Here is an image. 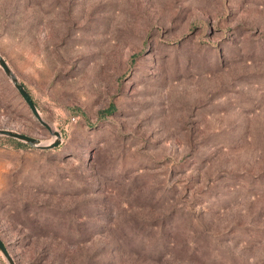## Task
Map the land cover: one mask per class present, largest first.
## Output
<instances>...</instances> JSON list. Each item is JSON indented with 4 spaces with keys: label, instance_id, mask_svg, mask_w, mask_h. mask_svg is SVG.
Returning <instances> with one entry per match:
<instances>
[{
    "label": "rangeland",
    "instance_id": "obj_1",
    "mask_svg": "<svg viewBox=\"0 0 264 264\" xmlns=\"http://www.w3.org/2000/svg\"><path fill=\"white\" fill-rule=\"evenodd\" d=\"M0 54L60 134L0 136L15 264H264V0H0ZM0 130L56 139L1 68Z\"/></svg>",
    "mask_w": 264,
    "mask_h": 264
},
{
    "label": "water",
    "instance_id": "obj_2",
    "mask_svg": "<svg viewBox=\"0 0 264 264\" xmlns=\"http://www.w3.org/2000/svg\"><path fill=\"white\" fill-rule=\"evenodd\" d=\"M0 68L2 69L4 75L7 77V79L10 81L18 95L21 97V99L24 101L26 106L28 107L30 113L32 116L36 119V121L46 130H48L51 134L55 136V141L53 143H50L48 145H43L39 140L28 137L26 135L8 131V130H0V136L6 137L10 139H14L16 141L22 142L27 144L28 146L34 147L36 149L40 150H50L55 148L59 144L60 140V134L57 132H53L49 125L41 118L39 111L37 110L31 96L27 92V90L24 88V86L21 84L17 76L14 74V72L11 70L5 59L0 54ZM0 253L2 254L3 258L7 262V264H15L13 258L9 254L5 244L0 238Z\"/></svg>",
    "mask_w": 264,
    "mask_h": 264
},
{
    "label": "trees",
    "instance_id": "obj_3",
    "mask_svg": "<svg viewBox=\"0 0 264 264\" xmlns=\"http://www.w3.org/2000/svg\"><path fill=\"white\" fill-rule=\"evenodd\" d=\"M7 141H11L10 139H8V138H5Z\"/></svg>",
    "mask_w": 264,
    "mask_h": 264
}]
</instances>
